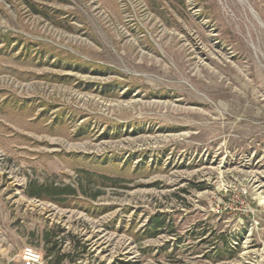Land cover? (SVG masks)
Returning a JSON list of instances; mask_svg holds the SVG:
<instances>
[{"label":"rangeland","instance_id":"obj_1","mask_svg":"<svg viewBox=\"0 0 264 264\" xmlns=\"http://www.w3.org/2000/svg\"><path fill=\"white\" fill-rule=\"evenodd\" d=\"M55 225L77 264H264V0H0V243Z\"/></svg>","mask_w":264,"mask_h":264},{"label":"trees","instance_id":"obj_2","mask_svg":"<svg viewBox=\"0 0 264 264\" xmlns=\"http://www.w3.org/2000/svg\"><path fill=\"white\" fill-rule=\"evenodd\" d=\"M34 182L29 181L27 184L26 194L29 196L41 197L45 193L42 190H45L46 195L49 198H52L50 195V189L54 188L52 186H46L39 184L36 187ZM54 190V189H52ZM51 190V192H52ZM60 193H74L73 189L71 191H61ZM163 218L156 217L154 220H151V226L156 229L157 226H162ZM64 228L59 227V225L45 227L41 233L42 244V254L46 260V264H77L75 261L79 260L84 253L87 252V244L85 241H82L77 234L67 233L63 234ZM62 233V234H61ZM61 234V235H60ZM68 241L70 244V249L64 250V243Z\"/></svg>","mask_w":264,"mask_h":264},{"label":"built area","instance_id":"obj_3","mask_svg":"<svg viewBox=\"0 0 264 264\" xmlns=\"http://www.w3.org/2000/svg\"><path fill=\"white\" fill-rule=\"evenodd\" d=\"M15 258L18 259L19 264H46L41 250L32 246L24 245L9 258H3L0 255V264H15Z\"/></svg>","mask_w":264,"mask_h":264},{"label":"crops","instance_id":"obj_4","mask_svg":"<svg viewBox=\"0 0 264 264\" xmlns=\"http://www.w3.org/2000/svg\"><path fill=\"white\" fill-rule=\"evenodd\" d=\"M15 254V253H14ZM14 254H11V255H8L7 254V250H6V247L0 243V255L3 257V258H9L11 256H13ZM15 264H19L18 262V259L15 258Z\"/></svg>","mask_w":264,"mask_h":264}]
</instances>
